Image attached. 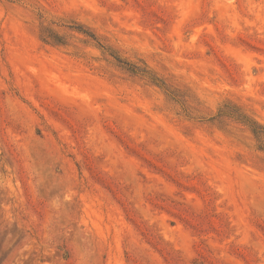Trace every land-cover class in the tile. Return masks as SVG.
Returning <instances> with one entry per match:
<instances>
[{
	"label": "rangeland",
	"instance_id": "obj_1",
	"mask_svg": "<svg viewBox=\"0 0 264 264\" xmlns=\"http://www.w3.org/2000/svg\"><path fill=\"white\" fill-rule=\"evenodd\" d=\"M229 102L264 125V0H0V264H264Z\"/></svg>",
	"mask_w": 264,
	"mask_h": 264
},
{
	"label": "trees",
	"instance_id": "obj_2",
	"mask_svg": "<svg viewBox=\"0 0 264 264\" xmlns=\"http://www.w3.org/2000/svg\"><path fill=\"white\" fill-rule=\"evenodd\" d=\"M77 29L85 32V30H83V28H81V26H77ZM49 37H51L57 43H64L62 38H60V36H58V34H52ZM113 56L118 62L122 63V65H124V67L127 70H129L130 72L140 73V74L148 77L149 79H151L153 82L157 83L158 85L165 87V85H166L165 82H163V80H161L152 70H149L146 67H141V66H138L136 64H132V63L124 60L123 58H121L120 56H117L115 54ZM219 115H228V116L234 117V118L240 120L241 122H244L245 124L249 125L251 130L253 131V133L256 136H264V125L257 122L256 120H254L250 116H248V114H246L243 110H241V108L239 106H237L235 104H232L230 102L227 103L225 105V107H223L219 110Z\"/></svg>",
	"mask_w": 264,
	"mask_h": 264
}]
</instances>
